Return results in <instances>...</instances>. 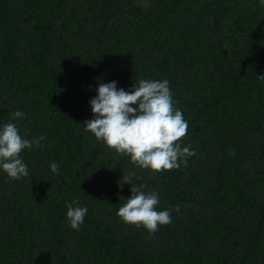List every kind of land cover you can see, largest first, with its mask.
<instances>
[{
	"label": "trees",
	"instance_id": "trees-1",
	"mask_svg": "<svg viewBox=\"0 0 264 264\" xmlns=\"http://www.w3.org/2000/svg\"><path fill=\"white\" fill-rule=\"evenodd\" d=\"M259 75L264 0H0V127L46 138L20 154L28 177L0 169V264H264ZM141 79L169 81L187 166L154 173L84 130L99 82ZM128 180L170 225L123 222ZM73 201L88 209L78 231Z\"/></svg>",
	"mask_w": 264,
	"mask_h": 264
},
{
	"label": "clouds",
	"instance_id": "clouds-1",
	"mask_svg": "<svg viewBox=\"0 0 264 264\" xmlns=\"http://www.w3.org/2000/svg\"><path fill=\"white\" fill-rule=\"evenodd\" d=\"M258 79L264 81V75ZM96 91V97L90 100L94 118L84 122V130L94 134L109 149L129 156L134 164L154 173L171 171L181 164L187 166L188 158L196 154L190 146L181 147L179 143L187 135L188 123L182 112L174 109L169 81L136 80L129 91L118 88L116 81H101ZM11 115L13 120L24 116L20 111ZM27 134L25 130L21 135L16 123L0 127V169L10 181L28 177V167L20 154L33 145L39 147L40 141L46 139L40 136L29 140L25 138ZM59 167L55 162L50 165L55 174ZM126 184L131 185L132 195L117 212L124 223L143 226L150 234L157 232L158 225L172 223L171 210H156L157 192L145 193L143 185L133 184L131 180ZM175 211H180L179 206ZM87 212V207L78 206V201L67 205V219L73 230H80Z\"/></svg>",
	"mask_w": 264,
	"mask_h": 264
}]
</instances>
